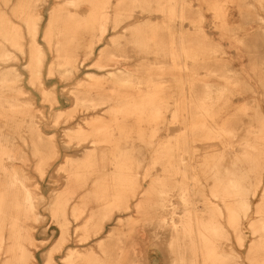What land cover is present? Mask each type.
<instances>
[{"label":"rangeland","instance_id":"374dc122","mask_svg":"<svg viewBox=\"0 0 264 264\" xmlns=\"http://www.w3.org/2000/svg\"><path fill=\"white\" fill-rule=\"evenodd\" d=\"M8 1L0 0V16L19 31L23 52L10 44H5L11 59L0 62V76L3 73L16 72L20 80L17 88L22 94H17L15 91L0 92L3 95L0 99V153L10 151L13 158L10 159L7 156L0 158V182H9L16 173L31 192L33 215L24 223L25 229L29 231L35 244V247L26 244L33 253V259L29 264H47L46 260L50 254L51 264H66L65 258L71 250L81 253L87 251L99 253L100 241H108L110 250L116 254L117 250L114 248L119 245L118 238L121 237L124 243L123 264H133V262L135 264H178L177 255L172 254L168 246L171 226L173 223H181V216L185 211L178 193H170V202L167 203L169 207L161 213V221L155 219L154 212L157 205L153 203L147 210L146 202L141 203L140 200L154 197L153 200L156 203V193L151 191L157 188L154 182L160 181L168 187L180 185L183 172L186 174V188L198 214L206 210V204H203L205 199L208 203L216 202L224 211L219 223L227 234L215 241L221 255V263L250 264L248 249L260 240V235L252 233L251 226H257L259 221L256 208L264 190V169L257 195L249 198L250 210L247 217L239 218V227L243 236L241 247L237 234L228 222L222 203L213 198V195L218 192L214 188V180L209 173L206 161L213 158L210 160L213 165L217 157L223 155V166L231 168L236 158L241 155L243 143L256 141L264 149L263 134H255L254 137L250 135L252 132H259L261 128L258 117L264 120V2L262 0H229L225 8L230 26L224 29L212 10L209 0H173L172 4L176 8L181 5L187 8L186 18L179 17L178 14L176 16L177 11L173 14L169 8L166 9L167 13H164L163 6L167 5L169 0H147L151 5L150 13L145 12L144 6L137 3L140 0H112L113 15L107 24L104 36L98 41L97 23L94 24L91 39L85 30L81 29L79 44L74 49L78 57V69L76 72L65 75L64 69L59 66L61 61L57 60L56 34L49 39L48 43L43 41V34L53 14L61 15V17L74 16L77 21L83 23L90 17L89 7L82 4L80 0H29L37 6V11L30 10L28 15L30 19L41 20L37 43L42 46L46 57L41 80L34 83L32 81L35 80H32L31 70L28 67L31 42L29 28L19 11L24 0H12L7 7ZM119 7L122 10L119 11L120 17L115 22L114 12ZM123 8H127V11ZM155 27L159 31L161 45L149 40L145 48L140 49L134 44L137 31L149 33ZM198 27L202 29L201 36L205 42V48L209 47L211 52L215 53H211V56H207L206 53L201 54L196 60L186 61L180 58L177 63L180 66L184 63L189 64V70L179 69L169 52L170 35H195ZM192 49L199 50L198 46ZM104 56L106 58L103 60ZM202 62H209L208 67L205 68ZM109 64H115V66ZM50 66L55 68L52 75L49 74ZM110 75L117 76L120 80L127 82L130 87L133 85L136 90L140 89L134 93L138 96L146 94L150 88L163 90V95L167 97L163 99L169 102L170 106L165 113V121L156 123L155 137L150 136V131L144 132L140 129H148V125L138 123L135 117L125 115L124 122H111L116 114L111 112L108 105L92 110L88 103L83 105L76 102V94L81 95L85 92L82 86L88 87L91 83L101 84L104 89L103 91L93 89L89 92L87 89L89 94L84 96L86 101L132 94L126 90V92L117 91L115 84L107 80ZM225 76L237 81L238 86L232 81L227 83ZM207 85L214 89H225L226 93L211 109L209 114L213 118L202 113V119L195 114L196 118L192 120L190 101L193 98L202 100L205 97ZM44 91L48 92L49 97H44ZM8 103L13 104L14 109L29 106L38 131L23 121L24 118L21 115L11 120L9 116L12 113L9 111ZM61 112L63 114H60ZM96 121H102L104 123L102 125H108L114 129L113 141L119 140L123 147L129 146L133 149L134 157L130 161L129 173L135 177L137 188L134 186V191L132 190L128 195L130 201L127 209H112L111 217L105 221L100 220V215L106 210L103 204L98 202L91 203V206L86 207L89 211L86 209L81 219L74 221L71 216L72 208L81 205V200L93 189V183L102 180L107 181L109 185L115 173L114 158L110 155L108 146L111 140L109 143L102 144L103 146H95L94 138L89 136V133L99 126ZM202 123L217 129L228 126L231 129L234 128L236 134L234 133V137L220 138H214L215 134L214 137L208 135L206 130L195 134L193 132L195 127ZM127 135L129 139H126ZM169 141L180 146L181 150L177 156L163 158L164 154H161L160 145ZM50 149L55 150L53 156L49 155ZM91 153L96 156L97 168L88 178L86 188L77 185L80 183L78 179H73L75 181L72 180L73 183H69L66 172L67 163H81ZM170 164L176 167V172L172 170ZM42 172H44L43 175ZM244 174L248 175L247 185L252 184L254 174L249 171H244ZM73 188L77 189H75L74 199L67 207L66 217L54 216L52 212L55 204L59 203L65 193ZM14 192L20 196L21 187L16 186ZM111 193L113 195V192ZM145 193L147 196H144ZM139 204L141 208L137 207ZM174 207L177 208L176 216H173ZM92 209L100 215L91 224V231L94 233H90V239L81 242L84 237L82 229ZM205 218L208 219L207 216ZM95 222L99 224L101 222L104 227L97 235ZM64 225L68 228V235L65 243L59 246L58 242ZM110 236L117 238L118 244L113 238L111 242ZM131 245L135 251L131 249Z\"/></svg>","mask_w":264,"mask_h":264},{"label":"bare ground","instance_id":"6f19581e","mask_svg":"<svg viewBox=\"0 0 264 264\" xmlns=\"http://www.w3.org/2000/svg\"><path fill=\"white\" fill-rule=\"evenodd\" d=\"M80 1L82 4L87 5L90 10V17L86 21L80 23L79 21H77V19L74 16L67 15L61 17V15L53 14L51 16L47 29L43 34V41L47 43L49 42V39L54 34H56L57 60L61 61L59 63V66L60 68L64 69L63 73H65V75H68V73L76 72L78 69L77 66L78 57L75 54L74 49L75 46L79 44V39H78L79 31L81 29H84L90 38L94 29V24L97 23L98 31H99L98 41H100V39L104 36L107 29V24L110 21L111 16L113 15L112 14L113 9L111 5L112 0H80ZM172 1L173 0H169L167 2V5L163 6L164 13H167L168 10L166 9L169 8L173 14H175L177 11L176 16L178 14L179 17L181 16L184 18L185 15H188L187 8L184 7V5H181L176 8L175 5L172 4ZM209 1L211 2L212 10L215 12L216 17L220 20L221 25L223 26L224 29H227L230 26V23L225 7H226V3L229 0H209ZM262 1L264 2V0ZM10 2H12V0L8 1L7 7H9ZM137 3L139 5L144 6L145 12L150 13L151 5L147 0H140L137 1ZM36 8L37 6H35V4L30 3L29 0L28 1L24 0L22 5H20V9H19V11L23 16L24 22L29 28V35L31 38V42L29 46L28 67L31 70L32 80H35L32 81L34 83L40 82L42 76V69L46 61L45 53L42 49V46L37 43V37L41 29V24H40L41 20L39 18L30 19L28 15V11L30 10L37 11ZM120 10H122L121 7H119L117 11L114 12L115 22L120 17V13H119ZM124 10L127 11V8H125ZM201 35H202L201 27L197 28L195 35H187V34H183L180 36H174L173 34L170 35L169 52L172 59L175 61V65L177 68L179 67V69L185 71L189 70V64L184 63L183 66H180L177 63V60L180 58L189 61L192 59L196 60L201 56V54L204 55L206 53L207 56H211L212 55L211 53L213 54L215 53V52H211V49L209 47L205 48L206 45L204 44L205 42H203ZM149 40L154 41L158 45L162 44L159 38V31L156 29V27L152 28L151 32L149 33H145L142 31H137L135 33L134 44H136L140 49L145 48ZM5 44H10L15 49L23 52L22 37L19 31L16 28L10 26L7 23V21L3 19L2 16H0V62H7L11 59V55L6 50ZM194 46H198L199 50L195 51L194 49H192V47ZM105 58L106 57L104 56L103 60ZM202 64L205 68H207L209 62H202ZM109 65L115 66V64H109ZM54 72H55V68L53 66H50L49 74L52 75ZM227 76H225L227 83L232 81L234 85L238 86L237 81L235 82L231 77H229L230 78L229 79ZM107 80L115 84L116 87L115 86L114 87L117 89V91L124 92L126 90L132 94H128L122 97H120L121 96L120 95L115 97L114 96L103 97L100 100L86 101L84 99V96L89 94L88 93L89 90L99 89V91H103L104 89L103 85L101 84L91 83L90 85H88V87L82 86L85 92H83L81 95L76 94L75 97L76 102L77 103L80 102L83 105H86L88 103L89 108H91L92 110L97 109L99 106L108 105L110 106L111 112L113 111V114H116L111 119V122L113 123L124 122L126 120V116L128 115L130 117H135L138 123H147L148 125V129L147 128L145 129L140 128V129H143L144 132L150 131L151 132L150 136L152 138L155 137L156 136L155 133L157 132L156 123L160 121H165V113L167 111V108L170 106L169 102L167 103V101L163 99L164 97H166L163 95L164 93L163 90L161 88L158 89L150 88L146 94H141L140 96H138L137 93L136 94L134 93L140 89L136 90L133 87V85H131V87L128 86L127 82L120 80L117 76L110 75ZM19 81H20L19 75H17L16 72L12 71V72L3 73L0 76V92L15 91L17 94L19 93L22 94L21 90L17 88ZM194 87H192V89ZM87 89L88 92L86 91ZM225 93H226L225 89L222 88L214 89V87L207 85L206 94L202 100L193 98L190 101L192 120L196 118L195 114L198 115V118L202 119L203 118L202 113L205 116H208L209 118H213V116L210 115L209 113L211 109H213L214 105L217 104V102L225 95ZM1 94L2 93H0V99L3 96ZM43 95L44 97H47L49 94L48 92L44 91ZM8 107H9V111L12 113L11 116H9L11 120H14L17 115H21L24 118L23 121L29 124V126L32 129L38 131V127L35 121L33 120L34 115L32 114L31 108L29 106H24L14 109L15 106L13 104H9ZM60 114H63V112H61ZM27 118L30 119L28 120ZM96 122L97 124H99V126L97 127L96 130L91 131V133H89V136L94 138L93 144H95V146H103L102 144L109 143L111 140V143L108 146L110 149V155H112V157L114 158L113 166L115 169V173L110 179L111 183H109V185H107L108 184L107 181H102V180L93 183V189L88 194H86V197H84L81 200L80 203L81 205L79 206L76 205L72 208L71 216L74 219V221H78L79 219H81L83 214L86 212L87 209L86 207H89V205L93 202H98L103 204L104 209L106 211L101 215L100 214L98 215H100L101 218L100 220L104 219V221L105 219L111 217L110 211L112 209H118V210L127 209V204L130 201L128 195L129 193H131L133 187L135 186V181H134L135 177L129 173L131 169L130 161L134 157L133 149L129 146L123 147V144H121L119 140L113 141L115 137L113 133L114 129H112L108 125L107 126L102 125L104 124L102 121H96ZM258 122L261 124V128L259 132L257 133L252 132L250 135L254 137L255 134L262 133L263 134L262 138H264V120L261 117H258ZM227 127H222L217 129L213 127H208L204 123H202L196 126L193 132L196 134L206 130L208 135L214 137L215 134L214 138L227 137V136L234 137V135L236 134L235 131L233 130L234 128L231 129V127L228 128ZM78 135L80 134L78 133ZM129 138H130L129 135H127L126 139ZM253 140H255V138H253ZM160 146H161V154H164L163 158L164 156H175V155L177 156L181 150V147L177 146L172 141L161 143ZM35 150L37 151L36 148ZM54 154H55V150L50 149L49 155L53 156ZM4 156L13 159L10 154V151L0 153V158ZM212 159L213 158L207 159L206 165L207 167H209V173H211V176L214 180V188L218 192V194L213 195V198L215 199V201L218 200L219 202L222 203L223 209L227 214L228 222L232 227V229L234 230V232L237 234L239 245L242 247L243 236L239 227L240 224L239 218L247 217L250 210L249 198L255 197L261 186L262 174H263L262 170L264 169V160H263L264 149L262 145L258 144L256 141L254 142L251 141V143L250 142L243 143L241 155L238 156V158H236L231 168H225L223 166L222 164L224 160L223 155L217 157L213 165L212 162H210V160ZM95 160H96L95 154L91 153L81 163L78 162L67 163L66 172L68 173L67 178L69 183H73V181H75L73 179L76 180L78 179V181L80 180V183L77 185L79 186L81 185L84 188H86V186L88 185V178L92 176L93 174L92 171L97 168L95 164ZM239 163L241 164L240 166ZM170 165L172 170L176 172V167L173 164ZM244 171H249L254 174V179L252 184L247 185L248 175L244 174ZM43 173L44 172H42V175ZM182 175H183L182 183L180 185H174L173 187L172 186L168 187L162 184L160 181L154 182L152 180L154 183H156L154 185H156L157 188H155V191L154 190L151 191L153 193L154 192L156 193L157 202L155 203V200H153L154 197L153 199L143 198L140 201L141 203L146 202L147 210L151 208V204L154 203L155 205H157L155 206V212H154L155 219L161 221L160 218L161 213L166 211V209L169 207L167 203L170 202L169 199L171 196L170 193L177 192L178 197L182 202V206H184L185 208V211L184 214L181 216V223L180 224L173 223L171 226V233L168 243L169 251L172 254L177 255L178 264H222L221 255L218 250V246L215 244V241L216 239L226 236L227 234L224 228L219 223V219L224 214V211L222 210V207L219 206V204H216V202L212 201L208 203V201L205 199L203 204H206V210L204 213L198 214V212L195 210L196 208L194 209L195 207L193 206L194 202L190 199L188 190L186 188L185 172H183ZM78 181H76V183ZM16 186L21 187V192L23 195L21 194L19 196L17 192H14ZM75 189L73 188L70 191L66 192L65 195L62 197L61 201L55 204V207L53 209L54 211L52 212L54 216L61 215L64 218L66 217L67 207L71 202V200L74 199V194L76 192ZM111 192H113V195ZM136 192L137 191H135V193ZM146 193L144 194V196L145 195L147 196ZM198 193L200 194L201 192ZM258 203L259 204L257 205L256 212L259 215V221L258 224H256L257 226H251V227L253 234L260 235V240L258 241V243H254L248 249V260L250 264H264V242H263L264 241V190L261 196V200ZM137 207L141 208V204L137 205ZM139 210L141 211V209ZM176 210L177 208L174 207L173 216H176L177 214ZM87 211H89V208L87 209ZM32 215H33L32 195L31 192L25 187L24 181L22 179H19L15 173L14 177L9 182L7 183L0 182V264L2 262L3 264L31 263L33 259V253L30 249L26 247V244L29 245L30 247H35V244L29 231L25 229L24 223ZM98 215L93 211V209L90 211L88 220L84 224L82 229V231L84 232V237H82L81 242L88 241L91 237L90 233L91 234L94 233L91 231L92 230L91 224L93 223V221H96L97 218H99ZM173 216H172V220L174 219ZM205 216L208 217L207 220ZM66 225L63 226L62 236L60 241L58 242L59 246L63 242L65 243L66 241V237L68 235V228ZM102 228H104L103 224L101 222L100 224L97 223L95 234L97 235V233H99L100 230H103ZM112 238H113L112 236H110L109 238L111 242L113 241L111 240ZM121 239L123 238L122 237L120 239L118 238L119 245H117L118 244V242L116 241L117 238L115 239V241L117 242L116 244L117 248H114L117 250L116 254L113 253V250H110L109 247L110 245L108 246L109 244L108 241L107 242L100 241L98 243L99 253H96L94 251H87L85 253H81L76 250H71L69 254L66 256L64 263L123 264L122 260L124 257V243L121 241ZM124 241H126V239ZM131 249L133 250V246ZM134 257L136 256L134 255ZM46 263L47 264L52 263L51 254L47 258ZM133 264H135V262H133Z\"/></svg>","mask_w":264,"mask_h":264}]
</instances>
